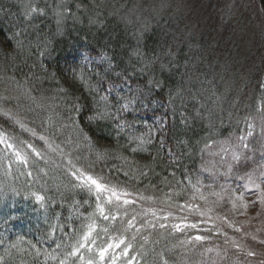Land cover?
Instances as JSON below:
<instances>
[{"label": "trees", "instance_id": "obj_1", "mask_svg": "<svg viewBox=\"0 0 264 264\" xmlns=\"http://www.w3.org/2000/svg\"><path fill=\"white\" fill-rule=\"evenodd\" d=\"M24 1L0 0V264H180L198 233L170 217L204 202L191 181L213 143L249 130L264 47H236L230 0H73L61 20ZM124 103L127 122L153 103L162 138L137 145L117 119ZM92 181L135 200L123 255L83 235L100 206Z\"/></svg>", "mask_w": 264, "mask_h": 264}, {"label": "rangeland", "instance_id": "obj_2", "mask_svg": "<svg viewBox=\"0 0 264 264\" xmlns=\"http://www.w3.org/2000/svg\"><path fill=\"white\" fill-rule=\"evenodd\" d=\"M39 1L54 6L56 18L61 20L63 10L73 0ZM230 1L233 3L231 10L236 28L242 36L236 47L241 51L259 43L264 47V17L258 10L256 0ZM20 2L15 0L18 6ZM28 3L39 2L25 0L22 5ZM130 14H133L131 10L127 16ZM262 51L259 50V53L263 57ZM96 59L97 56L87 50L79 52L78 60L86 66L95 65ZM130 107L129 103L122 104L117 119L134 142L141 145L144 140L161 139L166 119L162 113L151 111L154 109L153 103L147 105V112L139 114L140 120L134 122H127ZM249 121V130L241 137L233 141H215L206 152L199 173L191 181L196 192L203 193L204 202L187 206L182 211L183 216L170 217L172 222L185 224L176 227L183 229L187 235L198 233L195 240L185 242L188 253L180 259V264H264V96L258 100ZM6 178H9V174ZM88 186L91 187L87 188L90 194H98L100 206L98 210H92V224L83 235L87 234L88 243L94 247H104V250L110 247L117 254H125L129 241L125 240L123 233L133 224L136 216L129 211L133 197L115 187L102 191L97 184L90 183ZM101 205L106 206V210ZM159 207L168 209L165 204ZM110 211L111 215L107 216ZM138 211L144 214L148 210ZM160 216L163 218L166 214ZM122 220L128 224L116 233H110L104 225L105 221L112 226ZM159 220L162 219L159 217ZM104 237L107 239L104 240Z\"/></svg>", "mask_w": 264, "mask_h": 264}, {"label": "snow or ice", "instance_id": "obj_3", "mask_svg": "<svg viewBox=\"0 0 264 264\" xmlns=\"http://www.w3.org/2000/svg\"><path fill=\"white\" fill-rule=\"evenodd\" d=\"M32 11H36V9H32ZM89 179H91V178H89ZM92 183H93V184H96V181H92ZM97 187L99 188V187H101V186L97 184Z\"/></svg>", "mask_w": 264, "mask_h": 264}]
</instances>
